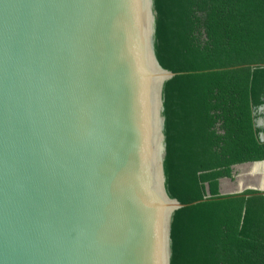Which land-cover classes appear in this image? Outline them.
<instances>
[{"label":"water","instance_id":"obj_1","mask_svg":"<svg viewBox=\"0 0 264 264\" xmlns=\"http://www.w3.org/2000/svg\"><path fill=\"white\" fill-rule=\"evenodd\" d=\"M212 207L172 0H0V264H204Z\"/></svg>","mask_w":264,"mask_h":264},{"label":"trees","instance_id":"obj_2","mask_svg":"<svg viewBox=\"0 0 264 264\" xmlns=\"http://www.w3.org/2000/svg\"><path fill=\"white\" fill-rule=\"evenodd\" d=\"M172 1L192 81L199 198L213 205L201 225L204 264H264V192L219 195L217 187L232 178L231 166L264 160V128L255 126L264 105V0Z\"/></svg>","mask_w":264,"mask_h":264},{"label":"rangeland","instance_id":"obj_3","mask_svg":"<svg viewBox=\"0 0 264 264\" xmlns=\"http://www.w3.org/2000/svg\"><path fill=\"white\" fill-rule=\"evenodd\" d=\"M242 167H243V169L244 168H247L245 165H240V166H235V167H233V168H231V180L233 179V178H236V176H238V175H244V173L243 172H249V174H255V173H260V172H258V171H256L257 170V167H255V165H251V166H249V169H248V171H247V169H245L244 171L242 170ZM255 167V168H254ZM262 167L264 168V165H262ZM261 167V168H262ZM256 169V170H255ZM264 170H262V172H263ZM230 179H222L221 180V178L220 179H218V182L222 185V188H223V191L222 190H220V188H219V191H222V192H230V191H232V190H234V188H235V186H236V184L234 183V182H232V183H230V181H229ZM239 183V185H237V186H239V187H241V188H243V186L245 185L244 183H242L241 181H239L238 182ZM235 184V185H234ZM236 186V187H237Z\"/></svg>","mask_w":264,"mask_h":264},{"label":"flooded vegetation","instance_id":"obj_4","mask_svg":"<svg viewBox=\"0 0 264 264\" xmlns=\"http://www.w3.org/2000/svg\"><path fill=\"white\" fill-rule=\"evenodd\" d=\"M259 114H260V113H259ZM260 115H262V114H260ZM261 118H263V115H262ZM246 169H248V168H246ZM243 173H245V172H243ZM236 177H237V176H236ZM231 181L234 182V183L236 184V179L233 178ZM231 181H230V183H231ZM235 184H234V185H235ZM219 185H220V183H219Z\"/></svg>","mask_w":264,"mask_h":264},{"label":"bare ground","instance_id":"obj_5","mask_svg":"<svg viewBox=\"0 0 264 264\" xmlns=\"http://www.w3.org/2000/svg\"><path fill=\"white\" fill-rule=\"evenodd\" d=\"M262 165H264V164H262ZM251 166V165H250Z\"/></svg>","mask_w":264,"mask_h":264}]
</instances>
